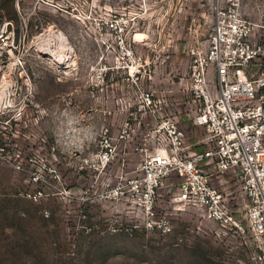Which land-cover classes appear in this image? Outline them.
I'll return each instance as SVG.
<instances>
[{"label": "rangeland", "instance_id": "374dc122", "mask_svg": "<svg viewBox=\"0 0 264 264\" xmlns=\"http://www.w3.org/2000/svg\"><path fill=\"white\" fill-rule=\"evenodd\" d=\"M217 7L218 0H0V264H264L254 246L221 233L196 208L175 210L172 179L156 195L169 233L145 227L137 197H101L107 183L126 180L129 188L147 148L161 145L162 119H179L190 148L200 145L205 130L194 122L189 68L193 50L208 46ZM126 121L114 158L105 166L91 159L105 130L119 135ZM211 181L246 208L237 171Z\"/></svg>", "mask_w": 264, "mask_h": 264}, {"label": "built area", "instance_id": "2783aa9c", "mask_svg": "<svg viewBox=\"0 0 264 264\" xmlns=\"http://www.w3.org/2000/svg\"><path fill=\"white\" fill-rule=\"evenodd\" d=\"M189 68L192 100L197 105L194 122L205 135L191 149L179 119H162L157 130L160 146L148 149L140 173L113 186L105 184L102 198H136L145 217V227L165 233L173 229L166 215H159L156 195L159 188L177 185L175 210L196 208L199 213L219 222L220 232L254 246L253 258L264 257V21L244 16L242 0H218L216 20L206 50H193ZM151 102L150 96L147 98ZM105 130L96 159L102 165L117 153V139ZM190 148V149H189ZM234 170L248 197L246 208L233 206L211 181V174ZM52 171H55L53 169ZM53 175H57L54 172ZM58 193L71 196L54 185ZM46 189H38V200ZM127 193V195H126ZM31 195V194H30ZM119 228V227H114ZM130 227L128 230H132Z\"/></svg>", "mask_w": 264, "mask_h": 264}, {"label": "crops", "instance_id": "0c3cea01", "mask_svg": "<svg viewBox=\"0 0 264 264\" xmlns=\"http://www.w3.org/2000/svg\"><path fill=\"white\" fill-rule=\"evenodd\" d=\"M244 16L255 21H264V0H242Z\"/></svg>", "mask_w": 264, "mask_h": 264}]
</instances>
